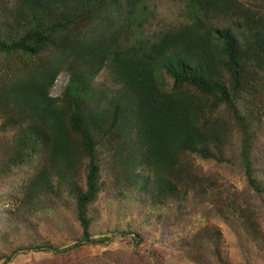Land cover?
I'll return each instance as SVG.
<instances>
[{
    "label": "trees",
    "instance_id": "16d2710c",
    "mask_svg": "<svg viewBox=\"0 0 264 264\" xmlns=\"http://www.w3.org/2000/svg\"><path fill=\"white\" fill-rule=\"evenodd\" d=\"M178 1L187 23L148 33L145 0H0L1 264L107 244L103 199L166 210L162 229L199 217L180 239L192 264L225 263L217 221L264 264V0ZM194 159L234 166L245 196ZM59 212L79 227L67 247L39 236Z\"/></svg>",
    "mask_w": 264,
    "mask_h": 264
},
{
    "label": "rangeland",
    "instance_id": "374dc122",
    "mask_svg": "<svg viewBox=\"0 0 264 264\" xmlns=\"http://www.w3.org/2000/svg\"><path fill=\"white\" fill-rule=\"evenodd\" d=\"M145 4L146 10L143 11V18L146 20L145 32L164 31L168 27L187 23L185 7L178 0H145ZM69 79V74L66 72L58 76L51 90L53 98L61 97L69 84ZM93 86L100 91L112 88L106 69L95 79ZM194 164L204 174L220 176L227 187L231 186V190H236L237 193H243L245 196V180L234 166L227 164L218 166L199 159H194ZM140 172L145 176L149 175L143 170ZM165 211L162 210L159 213L144 210L136 199L122 202L103 199L92 211V216L95 217L92 235L96 239L109 238L110 241L107 244L86 245L59 255L23 253L12 264H192L182 249L180 239L194 232L200 218L188 217L177 226L162 229L158 217L164 216ZM215 224L225 236L221 250L224 264H246L245 254L250 259L256 257V246L248 242L238 226L234 225V229H238L241 235L239 241L227 225L218 221ZM39 230L40 238L51 244L66 247L74 243L75 238L79 236V227L75 224L71 213L59 212L51 215L44 219ZM135 234L142 238L141 243L137 244L133 239ZM26 242L27 239L24 238L23 243Z\"/></svg>",
    "mask_w": 264,
    "mask_h": 264
}]
</instances>
